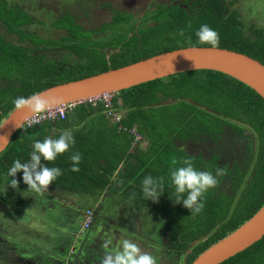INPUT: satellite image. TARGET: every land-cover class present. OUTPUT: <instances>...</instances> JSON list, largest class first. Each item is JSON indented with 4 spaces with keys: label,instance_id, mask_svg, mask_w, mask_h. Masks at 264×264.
Masks as SVG:
<instances>
[{
    "label": "trees",
    "instance_id": "obj_1",
    "mask_svg": "<svg viewBox=\"0 0 264 264\" xmlns=\"http://www.w3.org/2000/svg\"><path fill=\"white\" fill-rule=\"evenodd\" d=\"M0 3V13L5 14V22L10 28L12 17L15 21L25 19L24 22H31L28 15L8 9L6 0H0ZM200 3V7L188 9L172 6L166 11L164 8L157 10L145 18L152 22L150 25L140 23L136 28L130 15L117 11H113V21L92 30L77 23L78 18L73 14L65 13L52 25L62 30L63 35L45 39H33L27 35L35 50L18 47L0 35V123L14 108L13 100L18 96L27 97L50 86L123 68L166 51L193 45L211 47L194 44L195 32L202 24H208L219 33L218 48L245 54L264 65V28L246 26L229 0H203ZM181 30L183 36L180 35ZM41 43L44 49L54 47L66 52H59V57L39 54L37 49ZM254 91L220 72L199 70L175 74L116 93L113 106L121 116L119 124L111 123L101 103L79 104L64 119L19 129L8 147L0 153V180L14 159L28 158L34 140L50 135L52 127L57 134L60 129L70 128L76 139L72 151L82 154L80 170L71 171L69 153L59 156L56 161L49 162V166L61 167L63 175L51 186L80 194L118 190L123 198L141 206L152 203L157 206L160 199L166 201L169 197L167 190L170 192L171 189L165 190L156 202L145 201L140 183L148 174L167 178L171 159L184 156L175 140L200 135L215 138L224 124L233 126L222 121V117L241 120L242 124L254 129L261 159L252 181L253 190L244 194L237 208L230 209L229 217L223 219L221 211L216 212L212 208L211 211L206 209L204 215L201 213L191 218L182 204H174L173 201L171 207L166 202L161 205L166 208L159 207L171 239L182 249L204 237L217 223L213 234L192 249L191 264L196 256L243 224L264 203V100ZM167 100L172 102L163 104ZM90 118L92 120H88ZM133 129L142 137L141 141L147 142L146 146L140 142L133 146L135 138L130 133ZM118 180L116 187L114 181ZM26 190L27 185L22 182L19 190L8 186L7 193L0 194V202L9 200L11 205L19 207L28 205L33 202L28 195L32 193ZM221 264H264V236Z\"/></svg>",
    "mask_w": 264,
    "mask_h": 264
},
{
    "label": "flooded vegetation",
    "instance_id": "obj_2",
    "mask_svg": "<svg viewBox=\"0 0 264 264\" xmlns=\"http://www.w3.org/2000/svg\"><path fill=\"white\" fill-rule=\"evenodd\" d=\"M6 1L8 3V9H11L14 6L18 7V12L25 15L26 17L28 15L31 18V22H24L25 19L15 21L14 17H12L10 28L5 22V14L0 13V35L5 39V41L24 49L31 48L35 50L32 40L27 38V35L33 37V39H45L49 37L57 38L50 35H39L38 33V27L40 26L42 28L52 27L53 29H56L52 26L53 23L51 24V26L43 27V24H49L47 23V21H45L49 19L44 16V12L40 11V17L42 19L38 18L32 13L33 10L39 9L41 6H43V3L41 4V2H39L34 6L30 5L33 9L31 10L27 7L29 5L28 0ZM202 1L203 0H126L123 5L120 6H117L114 3H106L104 7L109 14V18L99 24V26L91 28L86 27L82 23V21L80 20L81 17L79 15H77L76 17L78 18L77 23L83 25L88 30H92L100 28L104 23L113 21V15H115V12L113 13V11H117L130 15L132 17L131 19L135 20L134 27L136 28L140 23L150 25L152 22L147 21L145 18L148 15H150L151 17L152 13L157 10H161L164 8L163 10L166 11V9L168 10L172 6L183 9L200 7V2ZM229 1L234 2L232 3V8L236 9L241 14V18L244 13H248V11L245 10L244 4L242 5L241 0ZM61 8L63 7H57L56 9H52L53 11L50 10V12L56 14V11L60 10L61 12L57 13V18L61 17L65 13H69L67 10H61ZM46 9L49 10L48 8ZM69 14H73L75 16V13ZM99 34L102 36L104 35L103 32H99ZM43 47L44 44L41 43L39 45V48L37 49V53L45 54L49 57H59V52H66L61 48L49 47L48 49H44ZM105 51L108 52V50ZM221 120L224 122L227 121L228 123L230 122L233 124V126L231 127L228 124H224L221 128V131L216 134L215 138H211L206 135L194 137L186 136L183 140H175V144L181 149V151L184 153V156L191 155V158L193 159V162L197 167L203 170L213 171L214 174L217 165L224 169L223 175L217 177L218 184L215 186V188L211 189L206 194L207 197L205 199V208L203 210L204 213L206 209L208 211H211L212 208L216 212L221 211V214H223L222 218L224 219L229 217L227 214H230L231 208L232 210H234L238 205L242 203L244 194L246 193L247 195L250 191L253 190L254 183L252 181L256 177L259 167L258 161L261 159V157L259 154L258 142L256 137L257 135L253 132L254 129L252 127H249L247 124H242L241 120L230 117H222ZM255 190L256 188L254 189V191ZM28 201H30V199H28ZM171 201L172 200H170V198L168 197L165 202L171 207ZM135 204L137 206H134L133 209V225L131 224L133 228H130L131 231L136 233L137 229L141 230L146 223H151L154 227V232L156 233V225H154V221H156V215L161 216L159 207L164 204L162 202V199H160V205L157 206H155V204L153 203L148 206H141L137 203ZM31 205L33 204L28 203V205H23L24 207L20 206L22 208V211L17 212V215L13 216L10 214L11 206L14 207L15 211H17L16 208L18 206L11 205L9 200L4 201L3 203L0 202V230H2L1 232H3V235L5 236L8 235V232L12 233L9 236L10 240L7 241V244H5L6 240H0V264H26L16 251V247H18L19 244H16L15 242L19 241V236L18 238H16L14 233H17L19 235L21 233V229L17 225L14 226V224H17V222H15L17 220L21 222L29 219V212L25 220L22 218L23 216H21V214L24 210L29 209L28 206ZM215 205L218 207H222L220 209L218 207L215 209ZM182 208L185 213H190L188 209L184 207ZM142 209L148 210L149 213H145ZM84 210L85 209L82 206H77L73 214H71V216L73 217L71 221L72 223L76 222L77 231L82 236L89 235L90 232H94L95 227H97V222H95L94 220L92 227L88 231L81 230V221ZM232 212L233 211H231V213ZM161 220L163 223L161 226L162 229L160 228L161 230H159V233H156L157 235L155 234L153 244L150 247L152 251L151 253L157 257L158 264H189V257L192 254V249L199 243L205 241L208 236L212 235L213 229L217 227L216 223L209 231L205 233L204 237H200L199 239L190 242L187 248L182 249L181 247H178L177 244H175L171 239L170 234L166 229L167 223L162 216L161 219L158 218V224H161ZM8 225L13 229L8 228ZM125 227L127 228L126 225ZM103 231L106 230L104 229ZM100 232L101 231H99L98 236L96 237L100 236ZM99 238H94L92 236L91 238H87L88 240H85L84 246L76 245L73 249L72 254L70 255V258L67 260V263L99 264V257L103 255V250L100 246L101 240Z\"/></svg>",
    "mask_w": 264,
    "mask_h": 264
},
{
    "label": "clouds",
    "instance_id": "obj_3",
    "mask_svg": "<svg viewBox=\"0 0 264 264\" xmlns=\"http://www.w3.org/2000/svg\"><path fill=\"white\" fill-rule=\"evenodd\" d=\"M183 34V30H181L180 35L183 36ZM195 37L194 44L208 45L212 49H216L220 43L219 33L208 24L200 25L195 32ZM189 42L191 43V41ZM191 50L195 52L198 48L193 45ZM174 56L170 60L171 68ZM194 66L197 67L195 62ZM13 105L16 112L27 110L40 113L47 110L49 102L38 93H33L27 97H16L13 100ZM14 126L19 128L20 123H15ZM8 141V135L0 130V143L6 144ZM75 145L74 132L70 128L60 129L58 134L54 132L51 135H46L43 139L34 140L28 158L14 159L11 165L6 168L3 180H0V194H6L8 186L19 190L21 182L27 185L26 191L32 194H42L48 191L49 186L63 175L61 167L49 166V162L56 161L59 156L65 153H69L71 171L78 172L82 154L79 151H72ZM223 173L224 169L218 165L215 174L213 171L197 167L191 155L174 156L170 162L167 178L151 174L145 175L140 183V192L145 201L156 202L165 190L170 188V192L167 190L170 200L174 204H182L190 211V216L195 217L203 212L206 194L215 188L218 184L217 177ZM18 174H21L19 178ZM100 246L103 255L99 257V264H158L155 255L143 251L135 239L128 236L120 235L117 239L113 234L104 235L101 238Z\"/></svg>",
    "mask_w": 264,
    "mask_h": 264
},
{
    "label": "water",
    "instance_id": "obj_4",
    "mask_svg": "<svg viewBox=\"0 0 264 264\" xmlns=\"http://www.w3.org/2000/svg\"><path fill=\"white\" fill-rule=\"evenodd\" d=\"M192 47L166 51L123 66V68L110 69L82 79L60 83L37 93L49 102L48 108L70 103L82 104L104 93L116 94L121 92V90L175 74L210 70L236 79L255 90L254 92L264 100L263 64L245 54L224 48L217 47L212 49L211 47L195 46L198 50L194 52L191 50ZM173 55L175 56L171 61L173 65L171 68L170 60ZM194 62L197 66L196 68ZM171 102L172 100H167L163 104ZM34 114L36 113L28 112L27 110L16 112L15 108H13L2 119L0 130L8 135L9 141L6 144L0 143V153L8 147L13 135L21 129L25 120ZM15 123H20V127L16 128L14 126ZM77 236L82 240V246L86 235L78 234ZM263 236L264 203L243 224L196 256L191 264H221L243 252L261 240Z\"/></svg>",
    "mask_w": 264,
    "mask_h": 264
},
{
    "label": "crops",
    "instance_id": "obj_5",
    "mask_svg": "<svg viewBox=\"0 0 264 264\" xmlns=\"http://www.w3.org/2000/svg\"><path fill=\"white\" fill-rule=\"evenodd\" d=\"M53 129L54 127L49 130L50 135L55 132ZM137 135L140 137L139 141L134 140L133 146L136 147L139 142L142 146H146L147 142L141 141L142 137ZM114 182L117 187L119 180ZM30 195L33 205L28 206L29 224L26 225L28 229L26 233L19 234L22 238L26 237L23 243L25 246L21 245V240L15 242L19 244L16 251L26 264H61L62 262L68 264L67 260L74 247L81 245L82 242L77 236L80 233L77 231L76 222L71 221L73 218L71 214L77 206H82L85 210L90 208L95 214L97 227L95 231L93 230L94 232H90L91 236L88 238L100 237L101 240L103 235L114 233L118 239L120 235H124L134 238L143 251L152 252L150 247L154 241L153 236H155L153 225L146 223L141 230L137 229L136 233L132 232L130 228H133V209L137 205L123 198L118 190L113 192L108 189L80 194L67 192L50 185L48 191L37 194L38 196ZM162 202L165 201L162 199ZM142 210L145 213L148 212L146 209ZM125 225L129 228L127 229ZM104 229L106 231H103ZM99 231H101L100 236L96 237ZM83 242L84 246L85 240Z\"/></svg>",
    "mask_w": 264,
    "mask_h": 264
},
{
    "label": "rangeland",
    "instance_id": "obj_6",
    "mask_svg": "<svg viewBox=\"0 0 264 264\" xmlns=\"http://www.w3.org/2000/svg\"><path fill=\"white\" fill-rule=\"evenodd\" d=\"M125 1L126 0H28L29 5L27 7H28V9L33 10L31 8V6H34L39 2H41V4L43 3L42 4L43 6H41L39 9L32 11V13L40 19H42L40 17L41 12L45 13L44 16L46 18H48L49 20H45L44 18L43 19L45 21H47V23H49V24L48 25L43 24V27L51 26V24L54 22V20L58 17L57 13L61 12L60 10H58V11H56L57 13L54 14L53 12L51 13L50 10L53 11L52 9H56L57 7H63V8H61V10H67L69 13H75V16L79 15L81 17L80 20L82 21V23L86 27L91 28V27L99 26V24H101L103 21H106L109 18V14L104 7L106 3H114L115 5L120 6V5H123V3ZM232 1H236V0H232ZM241 1H242V5L244 4L245 10L248 11V13H246V14L244 13L243 15H245V16L242 15V18H241V19H244L243 20L244 22H246L245 23L246 26L251 27L252 25H254V26L258 27L259 29L263 30V28H264V0H241ZM232 3H234V2H232ZM46 6H48V7H46ZM46 8H48L49 10H47ZM11 10L17 12V14H18L19 8L14 6L11 8ZM239 15H241V14L239 13ZM23 19H24V17H23ZM41 29L42 30L44 29V30L42 31ZM263 32H264V30H263ZM38 33H39V35H48V36L50 35L52 37H58V36L64 34V32L62 30L53 29L52 27L42 28L41 26L38 27ZM28 195H30V194H28ZM36 195L37 194H34L33 196H36ZM21 207H24V206H21ZM21 207L18 206L16 208L17 211H15L14 207L11 206L10 214L13 216L17 215V212L22 211ZM160 207L166 208L165 205L160 206ZM28 212H29V209L24 210L22 212L21 216H23L22 218L24 220L26 219ZM51 217L53 219H55L53 216H51ZM158 218L161 219V216H159V215L155 216L156 221H154L155 222L154 225H156V233H159V230L162 229L161 226L163 224L162 220H161V224H158V221H157ZM15 222H17V224H14V226L17 225L18 227H20V229H21L20 234L21 235H22V233L27 232L28 226H26V225L29 224L28 220L21 221V222L19 220H17ZM157 225H158V229H157ZM12 227H13V224H12ZM12 227L8 225V228H12ZM1 231L2 230H0V240H6L5 244H7V241L10 240L9 236L12 233L8 232V235L5 236V235H3V232H1ZM14 234H15V237L18 238L19 235L17 233H14ZM88 236H90V235L85 236V240H88V239H86V238H88ZM154 238H155V236H153V239ZM18 239L21 240V242H22L21 245L25 246V244H23V243L26 240V237L23 236V238H22V236H19ZM31 239L35 241L34 238H31Z\"/></svg>",
    "mask_w": 264,
    "mask_h": 264
},
{
    "label": "built area",
    "instance_id": "obj_7",
    "mask_svg": "<svg viewBox=\"0 0 264 264\" xmlns=\"http://www.w3.org/2000/svg\"><path fill=\"white\" fill-rule=\"evenodd\" d=\"M116 98L115 93H104L99 97H95L92 100L87 102L96 104L101 103L104 107L106 115L110 118L111 122L114 124H119L121 120L120 114L114 109L113 101ZM79 104H65L56 107H51L45 110L44 112L36 113L29 117L23 123L21 129H29L35 126L41 125L48 121H54L56 119H64L65 116L75 109V107ZM131 134L135 136V141H139V136L135 132V130L130 131ZM94 213L91 209H86L83 213L82 221H81V230L88 231L93 223H94Z\"/></svg>",
    "mask_w": 264,
    "mask_h": 264
}]
</instances>
